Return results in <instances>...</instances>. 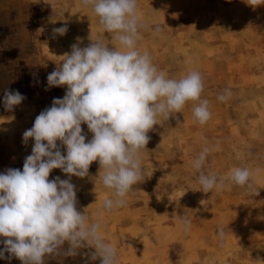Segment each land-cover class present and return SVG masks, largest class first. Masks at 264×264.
<instances>
[{"label": "rangeland", "instance_id": "rangeland-1", "mask_svg": "<svg viewBox=\"0 0 264 264\" xmlns=\"http://www.w3.org/2000/svg\"><path fill=\"white\" fill-rule=\"evenodd\" d=\"M23 3L27 6L22 11ZM260 3L137 0L141 20L148 26L141 29L138 49L147 51L172 78L199 71L211 118L202 126L194 123L189 102L182 114L161 119L149 131L150 140L141 152L143 177L124 207L101 211L111 193L100 182L98 161L90 165L87 177L72 182L87 190L77 197L95 196L93 214L118 234L114 238L117 264H264V0ZM55 17L57 22L49 23ZM0 18V28L10 42L22 40L14 54L18 66L20 62L21 67H39L32 83L44 100L63 96L44 89L50 61L44 58V64L36 65L26 60L38 51L30 41L44 39L50 28L66 24L68 42L59 34L55 38L58 46L64 43L63 55L70 53L73 44L83 48L97 39L119 47L114 35L101 30L98 17L80 0H0ZM16 18L22 27H17ZM38 21L41 30H36ZM224 89L232 95L220 102L217 96ZM81 127L88 142L93 134L86 124ZM205 141L219 150L208 155L201 170L225 182L223 189L211 193L201 192L192 167ZM235 168L252 172L250 186L229 185L227 178ZM182 217L191 221L188 232L180 224ZM219 225L225 227L223 239L217 232Z\"/></svg>", "mask_w": 264, "mask_h": 264}, {"label": "clouds", "instance_id": "clouds-1", "mask_svg": "<svg viewBox=\"0 0 264 264\" xmlns=\"http://www.w3.org/2000/svg\"><path fill=\"white\" fill-rule=\"evenodd\" d=\"M98 17L101 30L113 34L119 47L102 40H91L86 47L71 45L57 67L47 75V85L65 87L63 98H54L49 108L36 116L22 142L34 140L32 152L20 169L0 174V259H19L22 264H45L58 256H83L84 264H117V252L101 235V224L77 210L73 176L89 175L90 165L98 161L100 182L111 195L101 205L112 212L126 205V197L143 177L141 152L146 149L149 131L161 119L168 120L192 103L194 123L206 124L211 118L209 101L202 98L204 83L197 70L172 78L160 69L147 52L137 45L142 39L143 23L137 0H80ZM252 6L260 0H249ZM160 31L159 26L154 29ZM67 25L54 27L53 34L64 35ZM47 90V89H46ZM232 93L224 89L217 100L226 102ZM25 97L19 91L5 89L3 104L12 111ZM82 124L93 134L86 142ZM60 145L66 147L62 154ZM194 157L192 167L203 193L220 191L224 180L202 171L203 165L218 146H207ZM54 169L59 176L49 180ZM252 172L235 168L228 176L229 185L250 186ZM185 232L191 221L180 219ZM223 239L225 227L219 225ZM81 249L91 251L81 252ZM5 253L8 255L5 256Z\"/></svg>", "mask_w": 264, "mask_h": 264}, {"label": "crops", "instance_id": "crops-1", "mask_svg": "<svg viewBox=\"0 0 264 264\" xmlns=\"http://www.w3.org/2000/svg\"><path fill=\"white\" fill-rule=\"evenodd\" d=\"M30 2H34V0H30ZM23 4L21 6L22 11L24 9L23 6H27L26 3ZM35 9L40 10L41 7L35 5ZM57 18L58 17L50 18L49 23L57 22ZM14 21L17 22V27L23 26L21 25L22 23H18L17 18ZM19 22H22V20ZM36 24V30H41L42 26H40V21H38V23ZM1 25L2 24L0 23V26ZM53 28L54 27L50 28V31H46L50 32V34H48L44 39L39 40L38 38L33 39L34 41H30V43L33 42V45H36V49L38 51L34 54V57H32L33 55H31L30 59L26 58V60H30L33 64L36 65L44 64L42 60L44 58L50 61V64L45 67L46 70L44 72L46 77L56 68V65L58 63L55 60L56 56H63V54H61L63 52V45L65 42H68V40L65 41L64 39L66 38V36L61 35L63 37L64 43H62L61 46H58V44H56L55 42V38L58 37V34H53ZM4 31L5 29L0 28V174L5 173L6 169L9 168L20 169L22 171L24 160L28 155L31 154L32 147L34 146V140L31 138L29 139L27 145L22 142L23 133L33 126L36 116L40 114V108H42L43 110V108L51 106L53 101V99H42V96L39 94L40 89L38 88V85H34L32 83V78L35 75L34 72L38 71L39 67L36 66V69L31 64L30 68H25L23 66L21 67L20 62L19 66L16 63L18 57L14 54L16 53V49L20 45V41L22 40L19 39L18 43L12 41L10 42L8 33H5ZM58 58L62 59L60 57ZM14 61L16 63V67H14L13 65L10 66ZM44 72L42 74H44ZM5 89H7L8 91H19V93H21L25 97L22 103L16 106L12 111L5 110L3 104ZM44 89H47L46 91H48V93L60 92L62 93V96H64L66 92V86L49 88L47 85L44 87ZM57 143L58 146H60L62 154L66 155V147L60 145L59 141ZM57 176H59L61 179L68 178L67 175L64 174L60 169H54L49 175V180H52ZM78 179L79 177L73 176L71 178V182H75V180ZM76 186L77 185H75L76 194H80L81 191L83 193L87 191L86 189ZM88 192L91 193L92 191L90 190ZM92 197L93 199H87V197H84L83 195L77 197V210L81 212L85 211V213L90 216V219L92 221H98L101 224V235L112 247H114V244L116 242L114 238L118 234L114 233L113 227L110 228V225L105 219H101V217L97 216V214H93L94 212H92V208L94 207V203H96V199L95 196ZM96 217L98 218L95 219ZM127 226H129V224ZM3 239L5 238L0 236V241H2ZM3 247L4 245L0 243V248ZM80 251L86 252L91 250L81 249ZM7 255L8 254L5 253V256ZM0 264H22V262L16 258H12L11 261L7 259H0ZM45 264H84V257L81 255L76 257L58 256L55 259L46 258ZM89 264L99 263H97V261H90Z\"/></svg>", "mask_w": 264, "mask_h": 264}]
</instances>
